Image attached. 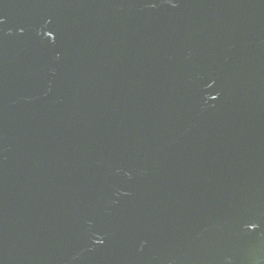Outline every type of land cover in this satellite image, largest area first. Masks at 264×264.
Returning a JSON list of instances; mask_svg holds the SVG:
<instances>
[{"label":"water","instance_id":"obj_1","mask_svg":"<svg viewBox=\"0 0 264 264\" xmlns=\"http://www.w3.org/2000/svg\"><path fill=\"white\" fill-rule=\"evenodd\" d=\"M0 264H264V0H0Z\"/></svg>","mask_w":264,"mask_h":264}]
</instances>
